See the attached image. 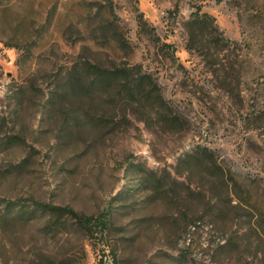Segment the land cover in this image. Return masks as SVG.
I'll return each instance as SVG.
<instances>
[{
  "label": "rangeland",
  "instance_id": "374dc122",
  "mask_svg": "<svg viewBox=\"0 0 264 264\" xmlns=\"http://www.w3.org/2000/svg\"><path fill=\"white\" fill-rule=\"evenodd\" d=\"M201 148L264 188V0H0V264H230L250 215Z\"/></svg>",
  "mask_w": 264,
  "mask_h": 264
},
{
  "label": "trees",
  "instance_id": "16d2710c",
  "mask_svg": "<svg viewBox=\"0 0 264 264\" xmlns=\"http://www.w3.org/2000/svg\"><path fill=\"white\" fill-rule=\"evenodd\" d=\"M204 16L201 17L200 13H196L192 21L199 24ZM126 71L128 76V68L120 69L117 72H108L107 75L104 73L98 74L97 79L111 80L113 78L118 79V73ZM125 77V75H124ZM194 156H189L188 162L204 163L205 160L213 163L216 169H219L220 174L225 178V182L228 188L232 189V199L237 203L233 206L235 209L246 210L250 215V222L240 223L238 222V229L235 231V235L224 238L216 245V250L220 252V258L223 261L227 260L230 264H264V188L255 180H243L237 174L226 171L221 164H218L215 160V156L212 151L207 148H201ZM214 199H210L208 203H212ZM218 207L222 206L220 201L215 202ZM232 205V204H231ZM7 206L13 209H18V212L11 215L10 219L13 222H21L25 219H30L34 216L36 211H42L49 214L52 217H56L60 222L63 218H69L75 221L76 225L92 240H99L110 236L114 229V217L112 210H105L97 215H85L77 212L70 207L61 206H48V205H37L34 206V210L30 211V207H26L17 202H8ZM30 208V209H29ZM229 224V218L223 217L218 220L217 226L225 232ZM191 229H196V223L191 225ZM103 246L109 249L110 245L103 244ZM108 257L109 261V255ZM105 258V257H104ZM104 258L100 260V264H108ZM50 261V259L48 260Z\"/></svg>",
  "mask_w": 264,
  "mask_h": 264
}]
</instances>
